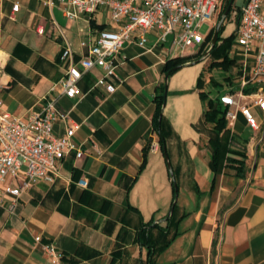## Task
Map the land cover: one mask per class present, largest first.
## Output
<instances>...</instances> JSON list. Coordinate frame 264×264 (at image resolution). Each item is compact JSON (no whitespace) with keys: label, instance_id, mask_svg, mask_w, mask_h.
I'll list each match as a JSON object with an SVG mask.
<instances>
[{"label":"crops","instance_id":"crops-1","mask_svg":"<svg viewBox=\"0 0 264 264\" xmlns=\"http://www.w3.org/2000/svg\"><path fill=\"white\" fill-rule=\"evenodd\" d=\"M244 3L233 0L231 18ZM120 23L105 9L69 20L59 0H0V112L25 118L52 98L59 116L79 124L73 140L84 152L60 161L53 183L21 191L13 211L7 197L0 200V264H52L42 249L49 243L59 264H147L148 251L149 264H264V112L253 105L256 94L264 95V80H253L254 53L237 49L245 78L231 95H242L256 128L236 107L227 111L235 115L227 121L232 146L247 155L245 175L231 169L215 175L197 87L206 62L192 59L170 76L164 71L168 60L200 47L181 54L170 50V37L160 44L148 33L145 46L136 39L123 44L113 93L94 88L102 75L96 67L83 73L76 97L50 91L64 77L66 48L74 61L86 58L100 32ZM236 28L229 23L222 37ZM162 87L163 147L152 127ZM213 91L212 99L221 94ZM65 125L59 118L53 134L63 135Z\"/></svg>","mask_w":264,"mask_h":264},{"label":"built area","instance_id":"built-area-1","mask_svg":"<svg viewBox=\"0 0 264 264\" xmlns=\"http://www.w3.org/2000/svg\"><path fill=\"white\" fill-rule=\"evenodd\" d=\"M59 4L63 16L69 20L105 9L111 21L121 22L117 30L100 32L86 58L74 61L69 48L60 55L61 60L67 62L66 71L50 91L59 89L62 95L73 98L79 94L78 82L83 73L95 67L102 70V75L96 79L94 88H103L108 94L116 90V56L125 42L136 39L140 46H145L146 34L156 33L160 44L166 43L170 37V50L181 54L203 45L205 39L199 30L202 24L212 21L219 0H59ZM262 5L264 0H245L235 31L236 48L254 53L252 77L256 81L264 80ZM12 10L17 11L18 5H14ZM241 97L240 93H227L220 97V101L225 106L239 109L248 125L255 129V120L249 108L240 104ZM1 105L0 100V109ZM253 105L264 112V95L256 94ZM59 118L66 121V125L63 135L55 136L52 126ZM225 119L232 122L235 115L227 112ZM79 127L78 123L57 114L52 98L40 107L39 112L25 118L0 112V200L5 197L10 200V211H13L21 191L39 182L53 183L59 162L70 153L75 152L76 159L83 157L80 145L73 140ZM21 175L18 187L10 185ZM77 184L86 186L83 180ZM35 240L40 242L39 237ZM42 249L52 264H59V255L53 244H45Z\"/></svg>","mask_w":264,"mask_h":264},{"label":"trees","instance_id":"trees-1","mask_svg":"<svg viewBox=\"0 0 264 264\" xmlns=\"http://www.w3.org/2000/svg\"><path fill=\"white\" fill-rule=\"evenodd\" d=\"M230 0H227L224 8L221 10L218 20L220 19L222 13L224 12L226 6L228 5ZM232 8L230 9V12ZM229 12V13H230ZM229 15V14H228ZM239 16L237 25L239 23ZM223 33V24L221 25L218 33V38L216 43L211 47L212 38H210L211 33L206 37L204 42H208L210 44L211 49H209L208 57L211 58L210 64L208 65V69L212 71L214 68L221 69L223 71L229 70L234 60L231 57V52L229 51L230 46L233 44L235 39V34H230L227 37H222L221 34ZM204 45V44H203ZM200 46L201 47L203 46ZM205 53V52H204ZM201 51L195 56H184V57H176L173 59L168 60L164 65V71L166 72L167 76L172 75L176 70L183 67L184 64L190 62L192 59H197L200 57ZM200 62L199 59L196 60ZM203 73L197 78V87L199 90V96L201 102L204 107L203 111V120L202 124L209 125L210 127L207 129L208 133V147L210 150L209 153V167L212 170L213 174H219L225 169H231L235 172V175L238 178L244 177L245 175V168H246V159L247 155L245 150L237 149L232 146V143L235 141V136L232 134L227 128V120L226 113L228 111V106H225L221 103L220 97L211 98L210 93L211 91H215L216 93H221L224 90V83L209 77L208 82L204 83ZM229 79L228 76L224 78V80ZM211 84V91L205 90V86ZM164 87V86H163ZM161 88V92L154 97L155 102V111L152 117V127L155 133H157V137H159L160 146L163 147L165 144L164 137H162V126L163 121L161 118L162 107L164 104V92ZM245 93H248V90H244ZM228 93H234V91H228ZM174 194L175 189H174ZM146 246V245H145ZM147 247V246H146ZM148 249V247H147ZM148 261L147 264L151 263V257L153 256L151 251H148Z\"/></svg>","mask_w":264,"mask_h":264},{"label":"rangeland","instance_id":"rangeland-1","mask_svg":"<svg viewBox=\"0 0 264 264\" xmlns=\"http://www.w3.org/2000/svg\"><path fill=\"white\" fill-rule=\"evenodd\" d=\"M227 0H224L223 1V4H222V8L221 10L224 8L223 6H225ZM238 2L235 1V5L237 4ZM232 11H233V6H232ZM232 11L229 13V15H227L226 19L224 20V23H223V33L221 34V36L224 34V30H225V26L226 25H229V23H234V25L236 24L237 25V19H238V12H236V14H234V16L231 18L232 16ZM218 15V13L216 14ZM219 17V15H218ZM216 19H214L213 22H206L204 24H202L201 28H200V34L203 36L204 39H206V37L211 33L210 35V38H213V34H214V31H215V26L217 24V22L220 20H218L217 17H214ZM221 18V17H220ZM235 34V31H232L230 34ZM224 38V37H223ZM209 48H210V44H209V41L207 42H204V45L201 47V49H199L201 51V54H203L204 52V55H200L199 59L200 61H205L206 63V69H205V75H204V83H207L208 82V79L209 77L213 78V79H216L218 81H221L222 83H224V90L227 91H234V90H237L239 89L238 88V85L240 84V82L242 81V79H244L245 77L243 76V73H244V61H241L240 59H237L236 58V53H238L237 51V48L235 46V39L233 41V44L230 46V49L229 51L231 52V57L233 58L234 60V63L232 65V67L227 70V71H223L221 69H217V68H214L212 71H210L208 69V65L210 64V60L211 58L206 56V58H204L205 54H207L209 52ZM199 51H195V53H193L192 55H188V56H195ZM235 56V57H234ZM239 56V55H238ZM195 59V60H197ZM228 76L229 79L227 80H224V78ZM205 90L207 91H211L212 87H211V84H208L206 85L205 87ZM233 89V90H232ZM222 91L221 94L218 95V97H221L223 96L224 94H227V92L225 91ZM214 92V91H213ZM231 94V93H230ZM211 95V94H210Z\"/></svg>","mask_w":264,"mask_h":264},{"label":"water","instance_id":"water-1","mask_svg":"<svg viewBox=\"0 0 264 264\" xmlns=\"http://www.w3.org/2000/svg\"><path fill=\"white\" fill-rule=\"evenodd\" d=\"M232 5H233V0H230L229 3H228V5L226 6L224 12L222 13L220 20L217 22V24H216V26H215L214 34L212 35L213 38H212V42H211V47L216 43L217 38H218L217 35H218V33H219V29H220L221 25L224 23V20L226 19L227 15L229 14L230 9L232 8ZM211 47H210L209 49H211ZM206 56H208V53L205 54L204 58H206ZM166 79H167V76H166ZM164 96L166 97V88H165V94H164ZM165 160H166V162H167L166 165H167V167H168V170H169V172H171V166H170L171 164H169V162H168V158H167L166 155H165ZM175 202H176V199H175V201L173 202L172 207L170 208L169 215L171 214V212H172V210H173V206H174Z\"/></svg>","mask_w":264,"mask_h":264},{"label":"flooded vegetation","instance_id":"flooded-vegetation-1","mask_svg":"<svg viewBox=\"0 0 264 264\" xmlns=\"http://www.w3.org/2000/svg\"><path fill=\"white\" fill-rule=\"evenodd\" d=\"M212 42V41H211Z\"/></svg>","mask_w":264,"mask_h":264}]
</instances>
